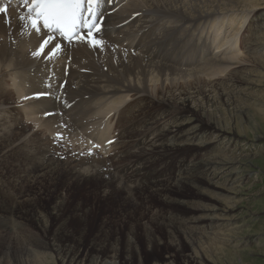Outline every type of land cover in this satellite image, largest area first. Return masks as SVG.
<instances>
[{"label":"bare ground","instance_id":"6f19581e","mask_svg":"<svg viewBox=\"0 0 264 264\" xmlns=\"http://www.w3.org/2000/svg\"><path fill=\"white\" fill-rule=\"evenodd\" d=\"M260 1L108 0L101 33L103 50L62 44L51 60L44 56L55 47V41L44 56L34 58L32 53L44 34L25 27L27 22L18 20L13 7L1 14L0 116L7 113L10 119H0V131L9 129L8 134L0 135V166L11 164L8 175L15 177L14 184L3 186L2 191L12 199L1 211L9 212L19 204L25 189L24 185L19 187L21 177L32 179L30 185L42 179L54 182L61 173L69 186L96 179L100 183L97 195L121 191L126 201L138 200L142 207L137 222L142 223L148 249L158 241L154 228H158L159 219L167 218L170 225H182L180 236L192 252L182 258L183 264H213L212 259L224 252V230L232 231L220 213L223 195L213 190L217 189L213 183L218 171L232 163L226 149L221 150L213 141L223 139L229 146L240 135L226 131V125L209 114L207 118L201 103L211 106L216 98L237 95L241 80L233 74L246 64L245 34L251 25L250 13ZM4 4L0 0V7ZM41 93L50 96L38 98ZM195 112H201L197 124L188 116ZM186 146H195L198 151L192 158L179 159L175 152ZM209 156L211 160H205ZM115 159L121 163L112 164ZM164 162L177 165L174 174ZM225 179L231 185L235 182L231 177ZM198 180L208 183L213 190L211 197L197 186ZM184 186L196 187L203 192L200 201L215 204L199 202L178 216L158 210V205L150 202L158 195L168 198L172 190ZM15 189L20 191L19 197L13 196ZM64 192L61 209L69 203ZM169 201L186 206L188 200ZM73 208L79 209V203ZM8 219L0 217L3 224L15 225V229L4 238L27 240L21 229L26 225L23 217ZM84 220L83 216L82 223ZM127 245L125 261L130 264L135 258L141 264L136 237L129 236ZM35 254L39 253L29 252L28 257L36 259ZM103 257L97 256L90 264H117Z\"/></svg>","mask_w":264,"mask_h":264},{"label":"rangeland","instance_id":"374dc122","mask_svg":"<svg viewBox=\"0 0 264 264\" xmlns=\"http://www.w3.org/2000/svg\"><path fill=\"white\" fill-rule=\"evenodd\" d=\"M260 4L250 13L251 25L245 34L243 51L244 55L248 56H245L246 59L243 58V61L247 60L244 62L246 64L237 70L240 74L237 71L233 74V77L241 80V87L236 89L237 95L233 97L232 93V97L221 100L214 97L216 99L211 106L201 103L203 110L206 109L207 118L209 114L212 120H217L221 125L225 124L226 131L230 129L240 135L229 146L223 139L213 141V145H218L221 150L226 149L224 152L228 161L232 163L231 166L222 168L220 173L218 171L219 180L216 179L213 183L217 187L213 190L223 195L219 208L222 210L220 213L227 220L224 225H229L228 229H232L230 232L224 230L223 235L226 238L224 252H220L212 259L213 264H264V0L260 1ZM244 69L246 72L243 74ZM201 112L189 114V119L194 120L196 124L199 123ZM1 118L4 121L10 119L7 113L5 116H0ZM127 119L126 116L125 120ZM23 132L26 134L25 131ZM6 133H9V129H5L3 133L0 131V135ZM30 137L31 134L26 136V141L30 140ZM197 151L198 148L195 146H186L175 153L179 159H188ZM97 158L94 157V160H98ZM211 158L209 156L205 160ZM113 161L112 164L121 163L120 159ZM10 165L0 166V217L5 215L7 219H14L13 221L20 220V216L23 217L22 221L26 225L21 229L28 238L19 241L5 239L4 237H9L15 229V225L12 226L10 223L5 225L0 220V264H62L63 261V264H90L97 256H104L108 262L129 264L125 259L129 255L127 239L131 235L136 237L141 264H183L182 258L192 254L190 247L180 236L178 228H183L179 227L182 225L179 222L170 225L167 218L162 219L165 222L159 219L158 228H154L158 241L148 249L142 238L143 227L140 225L142 223L137 222L142 207L139 206L138 200L126 201L127 196L121 191L105 197L97 195L100 183L96 179H91L89 182L84 180L78 185L71 182L69 186L68 179L61 173L54 182L42 179L30 185L32 179L21 177L19 187L24 185L25 189L20 197L18 196L20 191L15 189L13 193V196L17 194L19 197V204L14 210L10 209L11 212L1 211L12 199L7 191H2L4 184H14L15 177L8 175ZM164 167L172 168L173 173L177 165L173 166L167 162ZM225 177L235 180L234 184L231 185L230 180L227 182ZM197 182V186L206 189L211 197L210 191L213 190L208 183L204 180ZM223 184H227V187ZM63 192L68 195L69 203L61 209L59 202ZM200 193L203 192H198L196 187L184 186L183 189L172 190L169 199L158 195V198L152 197L150 202L158 205V210L181 216L187 212V207H193L199 202L207 205L215 204L207 200L200 201ZM170 199L188 201L186 206H182L179 203H170ZM77 202L79 209L73 208ZM77 213L79 215L75 216ZM83 216L85 224L82 223ZM80 233H82L81 237ZM18 248L24 254H20ZM29 252L39 253L35 254L38 260L28 257ZM43 253L47 254V257L41 260ZM130 264H138V260L132 258Z\"/></svg>","mask_w":264,"mask_h":264},{"label":"snow or ice","instance_id":"6c2138e0","mask_svg":"<svg viewBox=\"0 0 264 264\" xmlns=\"http://www.w3.org/2000/svg\"><path fill=\"white\" fill-rule=\"evenodd\" d=\"M101 2L104 0H19V6L26 8L27 15L18 14V20L22 24L26 21L24 26H30L34 33L44 34L39 48L32 53L33 57L44 56L45 49L57 38L68 46L83 44L93 50H103ZM7 11L0 7V14ZM60 51L61 44L56 43L44 59L51 60Z\"/></svg>","mask_w":264,"mask_h":264}]
</instances>
